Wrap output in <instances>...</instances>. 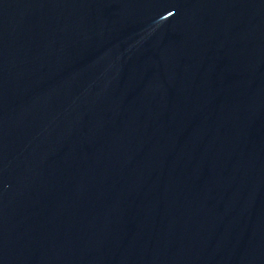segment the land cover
<instances>
[{
  "label": "water",
  "instance_id": "1",
  "mask_svg": "<svg viewBox=\"0 0 264 264\" xmlns=\"http://www.w3.org/2000/svg\"><path fill=\"white\" fill-rule=\"evenodd\" d=\"M0 264H264V0H0Z\"/></svg>",
  "mask_w": 264,
  "mask_h": 264
}]
</instances>
